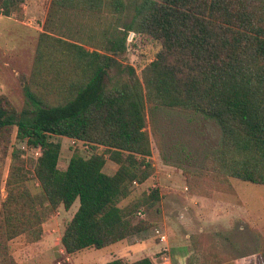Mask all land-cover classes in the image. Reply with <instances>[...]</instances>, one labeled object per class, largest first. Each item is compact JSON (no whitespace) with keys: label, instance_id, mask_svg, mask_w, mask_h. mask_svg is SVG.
<instances>
[{"label":"trees","instance_id":"obj_1","mask_svg":"<svg viewBox=\"0 0 264 264\" xmlns=\"http://www.w3.org/2000/svg\"><path fill=\"white\" fill-rule=\"evenodd\" d=\"M24 2L0 0L1 15L21 19ZM63 13L124 18L101 50L52 34L46 21L24 82L23 108L0 95V138L15 127L16 140L41 151L32 171L21 151L10 154L0 202V264H17L8 242L20 236L38 242L46 216L59 207L69 211L76 201L60 239L68 255L105 250L151 227L136 212L147 216L161 199L158 189L122 203L133 182L141 185L154 173L145 130L153 109L201 115L221 130L200 171L184 172L189 195L231 191V179L264 186V0H50L49 18ZM129 33L159 44L140 77L118 60ZM53 137L87 144L89 156L77 147L59 168L61 144ZM107 161L117 166L113 174L104 172ZM30 179L38 184L35 194Z\"/></svg>","mask_w":264,"mask_h":264},{"label":"rangeland","instance_id":"obj_2","mask_svg":"<svg viewBox=\"0 0 264 264\" xmlns=\"http://www.w3.org/2000/svg\"><path fill=\"white\" fill-rule=\"evenodd\" d=\"M49 7L50 0H25L21 19L0 18V95H5L17 111L26 100L24 82L31 72L38 36L44 31L46 21L53 23L49 26L52 34L77 40L88 50H101L102 44L111 37V29L120 26L124 18L117 21L109 15L88 17L63 13L55 20L49 18ZM129 37L126 51L118 60L131 66L140 77L142 69L155 59L159 44L136 34L131 35V41ZM145 130L151 140L149 161L154 173L139 186L132 183V193L122 205L153 189L159 190L161 199L147 213L151 227L135 235L136 240L129 237L131 241L150 237L159 245L157 252L148 256L153 264H163L167 257L168 264H203L205 261L259 264L264 245V186L231 179V191H216L211 198L201 197L200 203L195 205L197 209L192 207L193 200H189L192 195L187 192L184 172L200 171L207 154L220 144L219 126L201 115L158 108L149 112ZM51 140L61 144L59 168L65 167L77 147L84 157L89 156V149L73 145L70 139L53 137ZM13 149L22 152L27 170L33 169L31 160L35 158V151L16 140V128H10L6 136L0 138V202L5 195L4 183ZM96 152L101 154L103 148L98 147ZM116 169L114 163L107 161L104 172L113 174ZM28 187L34 194L38 191L34 179H30ZM74 208L65 213L59 207L49 213L42 224L39 243H29L24 236L8 242L14 261L17 264H100L101 258H107L108 250L88 249L73 256L60 253L61 233L73 216ZM154 229L167 236L168 253L160 252L163 244L156 238Z\"/></svg>","mask_w":264,"mask_h":264},{"label":"crops","instance_id":"obj_3","mask_svg":"<svg viewBox=\"0 0 264 264\" xmlns=\"http://www.w3.org/2000/svg\"><path fill=\"white\" fill-rule=\"evenodd\" d=\"M2 17H4V16L0 15V18H2ZM7 19H10V18H7ZM65 139H67V138H65ZM60 158H61V154H60ZM68 161L69 160H67L65 167L67 166ZM65 167H63V168H65ZM200 198L201 197H198V196H190L189 200L190 199L193 200L192 201L193 202L192 207L197 209V206H195V205H197V203H200L198 201V200H200ZM76 203H77V206H76ZM74 206H75V208H74L73 213H75L77 208H78V202L77 201L72 205V207L69 209V211H71V209ZM61 209H63V208H61ZM63 211L65 213L69 212V211H65V210H63ZM197 212H199V210ZM200 231H202V229H200ZM61 235H62V233H61ZM136 236H138V235H136ZM136 236H132L131 238L134 237L136 240ZM131 238H128L127 240H125L121 243H118L116 245H113V246L105 249V250L110 251V254L108 255L107 258H104V260H103V258H101L100 264H106V263H108L112 260H115V259H121V260L125 261L126 264H133L134 262L142 259L145 256L150 257L152 254L157 252V249H159V245L156 244V242H154L152 240V238H150V237H146L144 239L141 238V240H137L135 242L131 241ZM181 246L183 247L184 245H181ZM101 251H104V250H101Z\"/></svg>","mask_w":264,"mask_h":264},{"label":"built area","instance_id":"obj_4","mask_svg":"<svg viewBox=\"0 0 264 264\" xmlns=\"http://www.w3.org/2000/svg\"><path fill=\"white\" fill-rule=\"evenodd\" d=\"M130 35L129 37V41H131V35H135L134 33H129L128 36ZM128 36H127V39H128ZM72 144H76L74 140H71ZM85 149H88V145L86 144L85 146H83ZM35 151V158L34 159H37L40 155H41V151L39 149H33ZM133 185L134 186H139L138 183L136 182H133ZM154 188V187H153ZM136 216L140 219H143L146 217V213L143 209H139L137 212H136ZM154 234L156 236L157 239H159L160 243L163 244L161 249H160V252H163L164 254L165 253H168L169 252V247L167 245V236H165V234L162 232L160 233V231H158V229H154ZM60 244V253L61 254H64L66 253L63 246L61 245V241L59 242ZM168 257L165 258V262L163 264H168Z\"/></svg>","mask_w":264,"mask_h":264}]
</instances>
